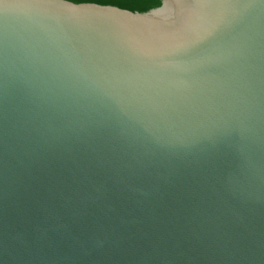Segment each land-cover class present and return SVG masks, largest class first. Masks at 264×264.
I'll return each mask as SVG.
<instances>
[{
  "label": "water",
  "instance_id": "95a60500",
  "mask_svg": "<svg viewBox=\"0 0 264 264\" xmlns=\"http://www.w3.org/2000/svg\"><path fill=\"white\" fill-rule=\"evenodd\" d=\"M0 264H264V0H0Z\"/></svg>",
  "mask_w": 264,
  "mask_h": 264
},
{
  "label": "trees",
  "instance_id": "16d2710c",
  "mask_svg": "<svg viewBox=\"0 0 264 264\" xmlns=\"http://www.w3.org/2000/svg\"><path fill=\"white\" fill-rule=\"evenodd\" d=\"M72 2H93L103 5H113L133 12H146L161 4V0H70Z\"/></svg>",
  "mask_w": 264,
  "mask_h": 264
}]
</instances>
